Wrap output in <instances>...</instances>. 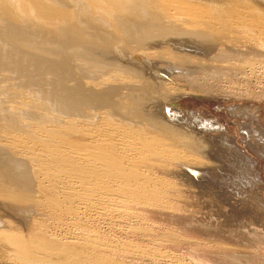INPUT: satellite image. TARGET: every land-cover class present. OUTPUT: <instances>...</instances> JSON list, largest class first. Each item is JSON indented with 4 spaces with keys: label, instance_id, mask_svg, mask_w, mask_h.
<instances>
[{
    "label": "rangeland",
    "instance_id": "obj_1",
    "mask_svg": "<svg viewBox=\"0 0 264 264\" xmlns=\"http://www.w3.org/2000/svg\"><path fill=\"white\" fill-rule=\"evenodd\" d=\"M1 1L5 2L4 7ZM38 1L0 0V236L11 242L16 240L20 247L14 251L0 244V264H22L18 260L22 255L29 262H37L40 258L38 262L42 264H264V30H261L264 29V0H210L212 9L208 5L210 10L205 9L204 15L193 25L168 30V40L152 38L147 33L143 42H135L134 38L124 40L117 32L114 35L110 31L102 33V39L98 37L108 44L101 42L103 49L91 53L93 57L97 55L96 59L101 58L98 61L102 64H88L93 69V72L88 70L93 78L88 81L105 79V83L109 82L119 90L136 83L141 96L137 100L141 116L162 126L155 129L167 132L170 138L158 143L159 132L148 133L146 127L138 125L137 128L130 125V129L129 119L118 114L109 122L106 108L101 112L95 109L94 112L101 113H95V117L109 118L103 119L104 122L99 119L95 127H102L108 121L113 124L108 123L109 126L125 128L127 137L110 138L109 146L113 142L116 144L113 146L125 148L123 151L130 153L136 148L132 143L138 146L141 141H151L145 151L138 152L136 148L138 154L127 155L125 151L124 158H119L124 175L120 183V179L110 183L105 181L106 177L95 178L93 163L89 166L69 153L68 148L75 147L82 135L76 126L58 128L63 124V117L66 116L63 121L68 122L67 117L71 119L75 113L70 112L73 106H63L38 91L46 76L31 69L24 77L26 82L22 79L24 83H16L20 81L17 75L13 77L8 73L11 77L7 78V72H3L11 68L10 61L24 60L32 53L24 48L29 37L38 45L45 43L58 47V41L61 47L57 28L75 21L76 13L81 18L87 16L91 21H85L92 26V13H103L93 1L104 0H88L90 3L74 0L64 9L52 6L46 14L40 12ZM145 1L112 0L107 15L116 19L132 14L135 5ZM171 4L169 0H157L147 19V32L160 33L164 26L159 20L161 11ZM78 8L82 10L76 11ZM50 15L59 18V27L46 24L45 19ZM208 17L213 21L206 23ZM252 28L259 33L252 32ZM76 29L78 32L87 30L82 25ZM72 46L65 48L71 50ZM117 52L123 54L124 59H118ZM112 54L115 57H111ZM100 67L106 70L102 74ZM109 69L114 72H108ZM120 97L128 109L134 105V101L122 96L114 97L115 102ZM72 119L69 123L76 120ZM205 123L211 126L207 134ZM49 125L52 130L53 127L61 130L60 134L51 133ZM40 126L49 130L48 134L43 128L40 133ZM96 134H86L85 139L88 138L89 143L94 140L104 143L103 138L99 139V133ZM177 134L190 137L194 148H185L177 141ZM34 140H37L36 144ZM46 141L52 145L48 146ZM200 143L208 149H202ZM57 150H66V153ZM70 154L75 157L71 158ZM81 163L86 164L79 165L85 167L84 171L89 166L88 173L81 167L77 170L75 166ZM83 174L91 180L96 179L97 184L91 181L92 187ZM56 176L62 179L58 183ZM81 176L86 182L80 179ZM76 177L79 182H84L83 188L75 182ZM102 189L114 194L106 195ZM62 194L71 200L62 198ZM87 240L91 246L84 245ZM26 241L31 242L29 247L34 249L28 248ZM44 246L48 250L44 251Z\"/></svg>",
    "mask_w": 264,
    "mask_h": 264
},
{
    "label": "bare ground",
    "instance_id": "obj_2",
    "mask_svg": "<svg viewBox=\"0 0 264 264\" xmlns=\"http://www.w3.org/2000/svg\"><path fill=\"white\" fill-rule=\"evenodd\" d=\"M16 1H20V0H16ZM87 2H89L90 3V1H88V0H86ZM112 0H104L103 2H95V1H93V4H95V6L98 8V9H100L101 11H103V13L102 12H94V13H92V15H93V21H92V26L90 25H88L87 23H86V21L85 20H90L87 16H83L82 18L76 13V15H77V18H76V20L75 21H72V22H69V23H67V24H65V25H63V26H61V27H59V25H60V20H59V18L58 17H56V15H50V16H48L46 19H45V22H46V24L49 26V27H59V28H57L58 30H57V32H56V34L59 36V42H60V44H61V47L59 46V43H58V41H57V44H58V47L57 46H55V44L54 45H49V44H42V45H38V44H36V42H35V39L34 38H31V37H29L30 39L27 41L28 43H25V45H24V48H25V50H30V51H32V53L30 54V55H28V56H26V58L24 59V60H13V61H10L9 63H10V69H6V70H4L3 72H7L6 74H7V76L6 75H4V76H6L7 78H10L11 76H13L14 77V75H17V78L18 79H20V81H16V83H24L23 81H22V79L25 81V79H24V77H27L28 76V71L29 70H31V69H33V70H35V71H37L38 73H40L41 75H43V76H46V79H44V82H43V84L41 85V87H40V89L38 90L39 92H41V93H43V94H45L46 96H48V97H50L51 99H53L54 101H56V102H58V103H60L61 105H63V106H67V105H70V106H73V109L70 111V112H74L75 113V116L74 117H72V118H75L74 120L75 121H72V122H70L69 123V121H71V120H73L72 118L71 119H69V117H67V119L69 120L68 122L67 121H63L65 118H66V116H65V118L63 117L62 118V122L61 123H63V124H60V125H58V128H64V125H68V127H73V128H76V127H78V133H80L82 136H81V138L79 139L80 141L78 142V144L76 143V146L75 147H71V149H69L68 148V151H70L69 153H72L73 155H75V156H77L78 157V159H79V161L81 162V161H83V163L84 162H86V164L87 163H89V164H87V165H89L90 166V164L91 163H93V165L91 164V167L93 166V172H94V175L96 176L95 178H98L99 176H101V177H106L105 178V181H106V179L107 180H109V182L111 181V182H118L119 181V179L121 180V181H119V183L120 182H122V179H121V176H122V164H121V160L119 159V158H121L122 159V157L124 158V154L127 152L126 150V152L125 151H123V149H125V148H121V147H119V148H117V147H115V146H113V144L114 145H116L115 143H113L112 142V146H109V144H108V140H111V139H114V138H118V137H121V136H124V135H126L125 134V132L126 131H124V129H122V128H116V127H112V126H109V125H107L109 122H111V121H113V119H112V117H114L115 115H121L122 117H127L128 119H129V128L130 129H132V127H134V128H137L138 126L139 127H146L147 128V130H149L148 131V133H152V132H159L160 133V138H158V143L160 142H164V141H167V138H169V136H168V134H167V132H163V131H159V130H156L155 128L158 126V125H156V124H154L155 122L154 121H151V119H146V118H144L145 116H141V112H140V110H141V107H140V105L137 103V100L141 97L140 96V91H139V86L135 83L134 85H132L130 88H126V89H121V90H119L118 89V87H116V86H114L113 84H109V82L107 83H105V79H104V81L102 80V82L101 81H97V82H90V81H88V80H93V78H91L90 77V72H88V70H90V71H92L93 69H91V68H89L90 66H88V64L89 65H97V64H102L101 62H99L98 60L100 59L101 60V58H99V59H96L97 58V55H96V57H93L94 55V53H96L95 51H98L97 49H103V44L101 43V42H103L104 44H108V43H105L103 40H99V38L98 37H100L101 39H102V37H101V34L102 33H109V31L112 33V34H114V35H116V33L115 32H117L121 37H122V39H124V40H126V38L127 37H129L130 39H133L134 38V40H135V42H143L144 41V37L147 35V33H148V36L149 37H152V38H156V39H167L168 40V30H171V29H173V28H184V26L185 25H188V24H192L193 25V22L194 21H196V20H198V19H200L204 14L202 13V12H204V10L205 9H207L209 6L208 5H210V3H211V1L210 0H169L170 2H172V4L167 8V9H164V10H162L161 11V15H160V18H159V20H160V22H162V24L164 25L163 27H162V29L160 30V33L158 32L156 35H153L152 33H151V31L149 30L148 32H147V24H149V22H148V17H149V13H151V10H152V8H153V6L154 5H156V2H157V0H147V1H145V2H143V3H141V2H138V5H135V8L133 9V13L132 14H124V15H122V16H120V17H118V18H116V19H114V18H111V17H108V15H107V11H108V9H109V3L111 2ZM214 1V0H213ZM72 2H74V0H39L38 1V3H39V8H40V12L42 13V14H46L47 12H48V9L50 8V7H52V6H54V7H58V8H66V5L68 4V3H72ZM217 2H219V1H217ZM206 3V4H205ZM256 3V2H255ZM259 3V2H258ZM261 3V2H260ZM1 5H2V7H4L5 6V2L4 1H1ZM131 7H132V5H131ZM206 7V8H205ZM209 8H211V5H210V7ZM212 9V8H211ZM78 10H82V8H78L76 11H78ZM195 10H199L200 12L199 13H195V14H193L192 12L193 11H195ZM207 10H210V9H207ZM257 10V9H256ZM251 11H253V10H251ZM185 12H189L190 14H185ZM198 12V11H197ZM211 18L212 17H210V20H209V17L206 19L205 18V22L207 23V22H211V21H213V20H211ZM241 18V16L239 17V19ZM214 19V21H216L215 20V18H213ZM242 19H244V17L242 18ZM241 19V20H242ZM209 20V21H208ZM91 21V20H90ZM216 23V22H215ZM237 23V22H236ZM246 23V22H245ZM261 23V22H260ZM264 24V23H263ZM80 25H82V26H86V28H87V30H80L79 32L77 31V29H76V27H78V26H80ZM210 25V24H209ZM212 25H214V23H212ZM232 25V24H231ZM149 26V25H148ZM242 26V25H241ZM249 26V25H248ZM172 27V28H171ZM251 27H254V26H251ZM259 27V26H258ZM188 28H190V26L188 27ZM187 28V29H188ZM192 28V27H191ZM88 29L89 30H92V29H94V31H92V32H90V31H88ZM235 29V28H234ZM243 29V28H242ZM253 29V28H252ZM251 29V30H252ZM255 29V28H254ZM254 29L252 30V32L254 31ZM259 29V28H258ZM183 30V29H182ZM262 31L264 30L263 28L261 29ZM188 31V30H187ZM184 32V31H183ZM189 32H191L190 30H189ZM255 32V31H254ZM261 32V31H260ZM10 33L11 32H8L7 33V35H10ZM19 33V31L17 32V34ZM97 33V36L95 35ZM174 33H175V30H174ZM255 33H259V32H255ZM262 33V32H261ZM260 33V34H261ZM14 34V33H13ZM15 34H16V32H15ZM16 34V35H17ZM159 34V35H158ZM192 34V33H191ZM249 34V33H248ZM250 34H252V33H250ZM264 34V33H263ZM15 35V36H16ZM20 35V34H19ZM196 35V34H195ZM194 35V36H195ZM243 35V34H242ZM253 35V34H252ZM259 35V34H258ZM20 36H22V33H21V35ZM19 36V38L21 39V37ZM12 38H13V36H11ZM26 37H28L27 35H26ZM15 38V37H14ZM23 39H24V37H22ZM96 38L99 40H96ZM28 39V38H27ZM15 40V39H14ZM18 40V39H17ZM25 40H26V38H25ZM24 40V41H25ZM16 41V40H15ZM24 41H22V42H24ZM37 41V40H36ZM43 42V41H42ZM50 42H52V41H50ZM55 42V41H54ZM20 43V42H19ZM48 43V42H47ZM21 44V43H20ZM71 45H73L72 47H70V48H73V49H71V50H67V48H68V46H71ZM21 46H22V44H21ZM18 47L19 48H22L23 49V47H20V45H18ZM65 47H67V48H65ZM65 49V50H64ZM61 51L63 52L62 54H61ZM92 52H94L92 55L93 56H91V53ZM104 53V52H103ZM108 53V52H107ZM102 54V53H101ZM101 54H100V56H101ZM109 54V53H108ZM103 55V54H102ZM111 55V54H110ZM115 55V54H114ZM153 55V54H152ZM100 56H98V57H100ZM116 56H118L117 58L118 59H124V55L123 54H121L120 52H117L116 53ZM128 56V55H127ZM147 56H149L150 57V54H148ZM111 57H115V56H113V54H112V56ZM149 57H147V58H149ZM104 60V59H103ZM102 60V61H103ZM106 60V59H105ZM138 60V59H137ZM76 61H79V63L78 62H76ZM107 61H109V59L107 60ZM106 61V63H108ZM117 61V60H116ZM105 62V61H104ZM114 62V61H113ZM148 64H150L148 61H146ZM111 63V62H110ZM135 63V62H134ZM146 63V64H147ZM109 64V63H108ZM99 65V66H100ZM104 65V64H103ZM111 65V64H110ZM118 65V64H117ZM122 65V64H121ZM125 65V64H124ZM124 65L123 66H121V67H124ZM106 66V65H105ZM107 66H109V65H107ZM118 66H120V65H118ZM142 65H140V67H141ZM94 67V66H93ZM96 67V66H95ZM113 67V66H112ZM117 66H115V68H116ZM125 67L127 68L128 66L127 65H125ZM97 68H98V66H97ZM100 68H102V71L103 72H101V74L102 73H104L105 71H104V69H103V67H100ZM99 68V69H100ZM111 68V67H110ZM131 68V67H130ZM141 68H143V66L141 67ZM147 68L149 69V71L151 72V68H150V66H147ZM98 69V70H99ZM108 69V68H107ZM124 70H126L125 72H130V71H128V69H125V68H123ZM133 69V68H132ZM135 69V68H134ZM115 70V69H114ZM120 70H122V69H120ZM120 70H119V72H120ZM130 70V69H129ZM123 71V70H122ZM121 71V72H122ZM93 72V71H92ZM99 72V73H100ZM108 72H114V71H110V69H109V71ZM108 72H106V73H108ZM115 72H117V71H115ZM133 72H134V70H133ZM8 73H10V77H8ZM98 73V72H97ZM5 74V73H4ZM54 74H58L59 76H57V75H54ZM91 74H93V73H91ZM93 76H94V74H93ZM98 76H100V74H98ZM149 76V75H148ZM13 77L11 78V79H13ZM101 77H103V76H101ZM153 78V77H152ZM154 79H156V78H154ZM26 82V81H25ZM92 83H94L93 85H92ZM98 83H102L101 85H98ZM112 83V82H111ZM35 92H37V91H35ZM117 96H122V97H124V98H126L127 100H131V101H134V105L132 104L131 105V107H129V109H128V105H127V103H124L123 101H122V98L120 97V99H119V101H117V102H115V100H114V97H117ZM173 104H175V103H173ZM172 104V105H173ZM177 105V104H176ZM176 107V106H175ZM102 108V109H101ZM103 108H106V115H108L109 116V118L111 119V120H109V122L108 121H106L107 123H106V125H102V127H98V125H97V127H95L96 126V124H97V122L99 121V119H101L102 121L101 122H104L103 121V119H106V118H108V117H103V116H98V117H95V115L97 114V115H100V114H98V113H96V112H94L95 111V109H96V111H98V109H99V111L100 110H103ZM94 109V110H93ZM3 110H5V108L3 109ZM93 110V113H89L90 111H92ZM105 111V110H104ZM128 111H129V114H128ZM101 112V111H100ZM96 113V114H95ZM95 114V115H94ZM96 115V116H97ZM126 115V116H125ZM166 116V115H165ZM61 118V117H60ZM60 118H59V120H60ZM108 118V119H109ZM31 120L33 119V118H30ZM36 119H38V118H36ZM86 119H87V121L89 122V124H88V122L86 121ZM58 120V119H57ZM59 120H58V123H59ZM130 120H132V121H130ZM85 121L87 122V125H85L84 123H85ZM131 122V123H130ZM57 123V124H58ZM114 124H115V122H113ZM43 124V123H42ZM57 124H56V126H57ZM100 124V123H99ZM101 124H103V123H101ZM100 124V125H101ZM109 124H111V123H109ZM122 124V123H121ZM124 124V123H123ZM70 125V126H69ZM111 125H113V124H111ZM126 125V124H125ZM130 125L132 126V127H130ZM138 125V126H137ZM76 126V127H75ZM119 126V125H118ZM117 126V127H118ZM122 127H123V125H121ZM136 126V127H135ZM208 125L205 123V125H204V129L207 131V132H205V130H204V132H205V134H207L208 133V130L210 129L209 127H211V126H208ZM44 126H40L39 128H40V133H41V129L43 128ZM47 127V126H46ZM49 127V129H51L52 127L49 125L48 126ZM51 127V128H50ZM124 127H126V126H124ZM127 127V128H128ZM158 127H162V126H158ZM34 128V127H33ZM38 128V127H37ZM58 128H56V127H53V130L51 129V133H53L54 135H56V136H58L59 134H60V132H61V130H59ZM126 128V129H127ZM128 128V130L129 131H131L130 129ZM133 128V129H134ZM209 128V129H208ZM36 129V128H35ZM42 130H45L44 131V133L46 132L47 134H48V131L49 130H47V129H45V128H43ZM129 131H127V133L129 132ZM138 131H139V129H138ZM137 131V132H138ZM133 132V131H132ZM136 132V133H137ZM145 132V131H144ZM45 133V134H46ZM76 133V132H75ZM84 133H86V134H92L93 135V133H94V135H98V134H96V133H99V139L100 138H103L104 139V143H102V141L101 142H99V143H96L95 142V140H94V142H87V140L86 139H88V138H86L85 139V137H87L86 136V134H84ZM130 133V132H129ZM158 133V134H159ZM202 133V132H201ZM80 134H79V136H80ZM132 134V133H131ZM139 134V132L137 133V135ZM62 135V134H61ZM91 135V136H92ZM129 135V134H128ZM66 136V135H65ZM78 136V135H77ZM76 136V137H77ZM130 136V135H129ZM134 136V135H133ZM143 136V135H142ZM20 137V136H19ZM25 137V136H24ZM31 137V136H30ZM38 137V136H37ZM51 137V136H50ZM60 137V136H59ZM95 137V136H94ZM98 137V136H97ZM127 137V135L125 136V138ZM1 138V137H0ZM11 138V137H10ZM9 138V139H10ZM17 138V137H16ZM26 138V137H25ZM42 138V137H41ZM67 138V137H66ZM91 138V137H90ZM89 138V139H90ZM111 138V139H110ZM131 138V137H130ZM141 138V137H140ZM146 138V137H145ZM190 137H183V134L182 135H180V134H177V137H176V139H178L177 141H180L181 142V144L185 147V148H190V147H193L194 148V145H193V143H192V140H191V138L189 139ZM20 139H22V138H20ZM27 139V138H26ZM57 139V138H56ZM103 139H101V140H103ZM120 139V138H119ZM150 139H151V137H150ZM170 139V138H169ZM29 140V139H28ZM31 140V139H30ZM29 140V141H30ZM41 140V139H40ZM67 140V139H66ZM133 140V139H132ZM132 140H131V143H132ZM45 141V140H44ZM73 141V140H72ZM76 141H78V140H76ZM106 141H107V143H106ZM112 141V140H111ZM138 141V140H137ZM19 142H20V140H19ZM26 142V141H25ZM35 142H37V140L35 141L34 140V143ZM39 142V141H38ZM43 142V141H42ZM47 142V141H46ZM50 142V141H49ZM49 142H47L48 144H50ZM68 142V141H67ZM69 142H71V141H69ZM130 142V141H129ZM136 142V141H135ZM139 142V141H138ZM151 142V141H150ZM150 142H147L148 144L150 143ZM170 141H168V143H169ZM211 142V141H210ZM29 143V142H28ZM27 143V144H28ZM54 143V142H53ZM66 143V142H65ZM117 143V142H116ZM127 143V142H126ZM146 142H145V140L144 141H141V143L140 144H138V146H136L135 145V143L133 144L132 143V147H136L137 148V150H136V148H134V151L132 150V152H135V153H137L136 151H138V152H142L144 149L146 150V149H148V147H149V145L147 144ZM176 143V142H175ZM36 144V143H35ZM34 144V145H35ZM39 144V143H38ZM38 144H37V146H38ZM68 144V143H67ZM70 144V143H69ZM73 144V143H72ZM118 144H120V142L118 143ZM118 144H117V146H118ZM123 145H124V142L122 143ZM166 144H167V142H166ZM201 144V143H200ZM24 145H26V143H24ZM31 145H33L32 144V142H31ZM41 145H42V143H41ZM45 145H47V144H45ZM52 144H50V145H48V146H51ZM55 145V144H54ZM57 145V144H56ZM128 145L129 144H126V146L128 147ZM135 145V146H134ZM165 145V144H164ZM202 145V149H208L206 146L207 145H205V144H201ZM26 146H28V145H26ZM74 146V145H73ZM154 146V145H153ZM53 147V146H52ZM56 148H57V146H55ZM59 147V146H58ZM61 147V146H60ZM59 147V148H60ZM70 147V146H69ZM123 147V146H122ZM24 148H26V147H24ZM30 149L32 148V146L31 147H29ZM29 148H26V149H29ZM33 148H35V146L33 147ZM63 148V147H62ZM67 148V147H66ZM129 150H131L132 148H131V145L129 146ZM210 148H212L211 147V145H210ZM50 149V148H49ZM58 149V148H57ZM61 149V148H60ZM127 149V148H126ZM154 149V148H153ZM17 150V149H16ZM41 150V149H40ZM51 150H55V149H51ZM67 150V149H66ZM66 150L64 151L65 153H66ZM128 150V149H127ZM136 150V151H135ZM144 150V151H145ZM31 151V150H30ZM43 151V150H42ZM57 151H59V152H61V154L62 153H64L63 151H60V150H57ZM57 151H54V152H57ZM39 152V151H38ZM53 152V151H52ZM51 152V153H52ZM132 152H130V153H128L127 152V155H132V154H134V153H132ZM208 152V151H207ZM41 153V152H40ZM50 153V154H51ZM132 153V154H131ZM57 154H58V152H57ZM61 154H58L59 155V157H60V155ZM138 154V153H137ZM53 155V154H52ZM66 155V154H65ZM71 155V154H70ZM73 155H71V158H72V156ZM145 155V154H144ZM35 156V155H34ZM55 157H56V155H54ZM75 156H73V157H75ZM61 157H62V155H61ZM130 157H132V156H130ZM57 158V157H56ZM63 158V157H62ZM67 158H68V156H67ZM66 158V159H67ZM70 158V157H69ZM134 158V157H133ZM138 158V157H137ZM38 159V158H37ZM59 159V158H58ZM77 159V158H76ZM76 159H73L74 161H77ZM125 159H127L126 158V156H125ZM129 159V158H128ZM131 159V158H130ZM29 160V159H28ZM32 160V159H31ZM35 160V159H34ZM60 160V159H59ZM73 160H70V162L71 161H73ZM124 160V159H123ZM133 160V159H132ZM30 161V160H29ZM33 161V160H32ZM63 161V160H62ZM61 161V162H62ZM65 161V160H64ZM63 161V162H64ZM69 161V160H68ZM78 161V162H79ZM26 162H27V160H26ZM55 162V161H54ZM126 162H127V160H126ZM129 162H130V160H129ZM128 162V163H129ZM94 163H96V164H94ZM123 163H125V162H123ZM43 164V163H42ZM42 164H40V166H42ZM45 164V163H44ZM43 164V165H44ZM70 164V163H69ZM74 165H75V163H73ZM85 164V165H86ZM141 164V163H140ZM73 165V166H74ZM79 165H83L82 163L81 164H78V167L77 166H75L76 168H77V170H78V168L79 167H81V170H83V168H85V167H82V166H79ZM85 165H83V166H85ZM68 166V165H67ZM89 166H87V167H89ZM124 166V165H123ZM38 167V166H37ZM43 167H45V166H43ZM86 167V169L87 170H85L86 172L88 171V169L89 168H87ZM45 168H47V169H49L48 167H45ZM44 168V169H45ZM71 168V167H70ZM126 168V167H125ZM36 169H38V168H36ZM40 169V168H39ZM41 169H43L42 167H41ZM43 169V170H44ZM52 169V168H51ZM60 169V168H59ZM80 169V168H79ZM91 169V168H90ZM130 169V168H129ZM50 170V169H49ZM72 170V169H71ZM81 170L80 171H77V172H81ZM132 170V169H131ZM137 170V169H136ZM37 171V170H36ZM41 171V170H40ZM40 171H38V172H40ZM53 171V170H52ZM55 171V170H54ZM70 171V170H69ZM76 171V170H75ZM84 171V170H83ZM84 171V172H85ZM77 172H75L76 174H77ZM29 173V172H28ZM42 173V172H41ZM44 173H46V172H44ZM88 173V172H87ZM91 173V172H90ZM124 173H125V171H124ZM138 173V172H137ZM30 174V173H29ZM40 174V173H39ZM47 174V173H46ZM46 174H45V176H46ZM54 174V173H53ZM52 174V175H53ZM63 174V173H62ZM71 174H73V172L71 173ZM70 174V175H71ZM78 174H80V173H78ZM85 174V173H84ZM84 174H83V176H84ZM42 175H43V173H42ZM57 175V174H56ZM65 175V174H64ZM63 175V176H64ZM69 175V176H70ZM75 175V174H74ZM86 175V174H85ZM88 175V174H87ZM93 175V174H92ZM47 176H49V175H47ZM58 176H62L61 174H58ZM78 176V175H77ZM80 176V175H79ZM88 176H90L91 177V175L89 174ZM137 176V175H136ZM57 177V176H56ZM67 177V176H66ZM93 177V176H92ZM101 177L99 178V179H101ZM122 177H124V175L122 176ZM46 178V177H45ZM55 178V177H54ZM58 178V180L57 181H55L56 183H58V181H59V177H57ZM64 178V177H63ZM77 179L79 178V177H76ZM85 178H87V177H85L84 176V180H85ZM89 178V177H88ZM87 178V183L89 184V182L91 183V185H92V187H93V184H92V182L94 181V179L93 180H91L90 178L88 179ZM102 178V179H103ZM125 178H126V176H125ZM67 179H69V178H67ZM80 179H82V176H81V178ZM80 179H78L77 181H75V182H79V180ZM50 181H51V179H49ZM60 180H62V179H60ZM64 180V179H63ZM70 180V179H69ZM75 180V179H74ZM73 180V181H74ZM83 180V179H82ZM83 180V181H84ZM98 180V179H97ZM132 180V179H131ZM52 181H53V179H52ZM71 181V180H70ZM80 181L79 183H80V186L82 185V183H84V182H86V181ZM92 181V182H91ZM95 181H96V179H95ZM94 181V182H95ZM125 181V180H124ZM123 181V182H124ZM129 181V180H128ZM60 182H64V181H60ZM67 181H65L64 183H66ZM72 182V181H71ZM70 182V183H71ZM97 182V181H96ZM95 182V183H96ZM103 182V181H102ZM108 182V181H107ZM108 182V183H109ZM110 182V183H111ZM131 182V181H130ZM145 182V181H144ZM54 182H52V184H53ZM55 183V184H56ZM69 183V182H68ZM69 183V184H70ZM78 183V184H79ZM94 183V184H95ZM98 183H100L99 181H98ZM134 183V182H133ZM132 183V184H133ZM72 184V183H71ZM76 184V183H75ZM74 184V185H75ZM97 184V183H96ZM95 184V185H96ZM107 184V183H106ZM124 184H126V183H124ZM136 184H139V183H136ZM59 185V184H58ZM73 185V184H72ZM77 185V184H76ZM83 185H85V184H83ZM90 185V186H91ZM103 186H104V184H102ZM127 185V184H126ZM128 185H130V184H128ZM134 185V184H133ZM142 185V184H141ZM88 186V185H87ZM117 186V185H116ZM120 186V185H119ZM138 186V185H137ZM71 187V186H70ZM78 187V186H77ZM101 187V186H100ZM128 187V186H127ZM144 187V186H143ZM76 188V187H75ZM79 188V187H78ZM81 188H83L82 186H81ZM80 188V189H81ZM102 188V187H101ZM105 188H106V186H105ZM116 188V187H115ZM117 188H118V186H117ZM116 188V189H117ZM126 188V187H125ZM72 189V188H71ZM74 189V188H73ZM72 189V190H73ZM90 189V188H89ZM109 189V188H108ZM114 189V188H113ZM134 189V188H133ZM28 190V189H27ZM33 190V189H32ZM83 190H85V189H83ZM105 190V189H104ZM103 189H102V192L104 191ZM110 190V189H109ZM121 190H122V185H121ZM129 190H131V189H129ZM128 190V191H129ZM143 190V189H142ZM37 191V190H36ZM76 191V190H75ZM82 191V190H81ZM80 191V192H81ZM87 191V190H86ZM98 191V190H97ZM106 191V195L109 193V192H107L108 190H105ZM105 191H104V193H105ZM112 191V190H111ZM136 191V190H135ZM134 191V192H135ZM72 192V191H71ZM85 192V191H84ZM84 192H82L83 193V195L84 194H86V193H84ZM88 192H90L91 194H95V193H92V191H88ZM87 192V193H88ZM101 192V191H100ZM101 192V193H102ZM117 192V191H116ZM122 192V191H121ZM125 192H126V189H125ZM125 192H124V194H125ZM133 192V191H132ZM133 192V193H134ZM139 192V191H138ZM67 193H69V192H67ZM82 193H80L81 195H82ZM123 193V192H122ZM129 193H131V191L129 192ZM64 194V193H63ZM63 194H62V198H65L66 196H63ZM91 194H89V195H91ZM97 194V193H96ZM113 194H114V192H113ZM113 194H110L109 193V195H113ZM132 194V193H131ZM139 194V193H138ZM137 194V195H138ZM29 195V194H28ZM64 195H66V193L64 194ZM70 195V194H69ZM73 195H74V193H73ZM72 195V196H73ZM76 195V194H75ZM82 195V196H83ZM87 195V194H86ZM102 196V194L100 195L99 193L97 194V196ZM118 195V194H117ZM135 195V194H134ZM103 196H105L104 194H103ZM102 196V197H103ZM122 197H124L123 196V194L121 195ZM68 197V196H67ZM67 197L65 198V200L67 199ZM87 197V196H86ZM86 197L84 198V199H86ZM92 197H94L93 195H92ZM118 198H120L119 196H117ZM121 197V198H122ZM138 197V196H137ZM31 198V197H30ZM32 198H33V196H32ZM31 198V199H32ZM71 198V197H70ZM69 198V199H70ZM109 198V197H108ZM117 198V199H118ZM129 198V197H128ZM139 198V197H138ZM69 199H67V200H69ZM77 199V198H76ZM83 199V200H84ZM87 199H90L89 197H87ZM100 199V198H99ZM71 200V199H70ZM72 200L73 201H75L74 199H73V197H72ZM82 200V199H81ZM96 200V199H95ZM77 201V200H76ZM141 201V200H140ZM89 202V201H88ZM84 203V202H83ZM43 206V205H42ZM56 208H58V207H56ZM82 208V207H81ZM53 209H55V208H53ZM60 208H58V210H59ZM56 210V209H55ZM58 210H56L57 212H58ZM29 214V213H28ZM57 214V213H56ZM57 221V220H56ZM79 229V228H78ZM2 234V233H1ZM0 234V235H1ZM21 235V234H20ZM19 235V236H20ZM5 236H0V244L2 245V246H4L5 248H12L14 251H15V249L17 248V247H19V244H17L18 242H16V240L15 241H13V242H11V241H9L8 239H7V237L6 238H4ZM33 237H35V234L33 235ZM11 238H13V237H11ZM15 238V237H14ZM36 238V237H35ZM10 239V238H9ZM32 239V238H31ZM37 240H38V238H36ZM75 239H76V237H75ZM73 240H74V238H73ZM79 240V239H78ZM72 241V240H71ZM76 241H77V239H76ZM78 242V241H77ZM87 242H88V240H87ZM87 242H85L86 244H84V245H87V247H88V245L89 246H91L90 244H89V242H88V244H87ZM27 243V241L25 242V244ZM33 243H34V240H33V242H32V245H33ZM75 243V242H74ZM26 245H28V248H32V247H29L30 245H31V242L29 243H27ZM35 245V244H34ZM39 245V244H38ZM101 245V244H100ZM41 246V245H40ZM22 247H23V245H22ZM35 247H36V245H35ZM45 247V246H44ZM53 247H55V246H53ZM86 247V248H87ZM92 247H94V246H92ZM20 248V247H19ZM26 248H27V246H26ZM47 247H45L44 248V251H46L45 249H46ZM51 248V247H50ZM49 248V249H50ZM58 248V247H57ZM32 249H34V248H32ZM43 249V248H42ZM93 249V248H92ZM12 250V251H13ZM17 250V249H16ZM25 250H27V249H25ZM47 250H48V248H47ZM51 250H55V248H52ZM19 251V250H18ZM23 251V250H22ZM30 251H32V250H30ZM37 251V250H36ZM56 251V250H55ZM60 251V250H59ZM58 251V252H59ZM17 252V251H16ZM15 252V253H16ZM25 251H23V253H24ZM29 252V251H28ZM40 252V251H39ZM39 252H38V255H39ZM49 252V251H48ZM52 254H53V251H50ZM12 253V252H11ZM14 252H13V254L16 256V254H15ZM32 253V252H31ZM34 253V252H33ZM42 253H43V251H42ZM13 254H10V256L12 255L13 256ZM20 254V253H19ZM18 254V255H19ZM30 254V253H29ZM46 254H48V253H46ZM52 254H49V255H52ZM61 254V253H60ZM33 255V254H32ZM54 255V254H53ZM70 255V254H69ZM9 256V255H8ZM20 256V255H19ZM43 256V258H44V255H42ZM21 257V259L19 258L18 259V256L16 257V259H18L19 261L21 260L22 261V264H23V262H24V264H25V261H26V264H42V262H38L39 260H40V258H39V260H37V262H34V261H32V262H29V261H27L28 259H26L25 257V259L24 258H22L23 257V255L22 256H20ZM45 257H47V256H45ZM51 257V256H50ZM84 257V256H83ZM89 257V256H88ZM11 258V257H10ZM34 258V257H33ZM61 258V257H60ZM69 258V257H68ZM15 259V260H16ZM23 259V260H22ZM64 259V258H63ZM43 260V259H42ZM41 260V261H42ZM45 260V259H44ZM47 260V259H46ZM18 261V262H19ZM31 261V260H30ZM11 262V261H10ZM16 262V261H15ZM27 262H29V263H27ZM44 264H46V262H43ZM19 264H21V262H19ZM49 264H51V262L49 263Z\"/></svg>",
    "mask_w": 264,
    "mask_h": 264
}]
</instances>
